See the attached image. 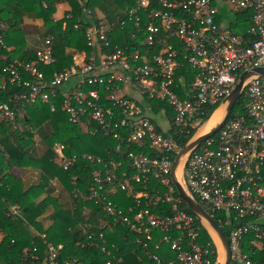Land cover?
I'll return each mask as SVG.
<instances>
[{
  "label": "built area",
  "instance_id": "2783aa9c",
  "mask_svg": "<svg viewBox=\"0 0 264 264\" xmlns=\"http://www.w3.org/2000/svg\"><path fill=\"white\" fill-rule=\"evenodd\" d=\"M220 1L229 5L232 16L249 11L250 23L244 31L225 27L228 19ZM118 26L132 45L109 49V25L101 20L91 23L84 29L89 53L75 52L70 67L54 71L49 79L30 62L2 67L9 83L27 91L14 94L12 106L0 102V115L12 119L22 100L47 103L54 111V99L60 94V108L67 118L85 123L91 134L114 138L118 143L113 151L120 155L125 151L126 163L135 170L129 174L121 169V157L108 159L102 169L93 171L88 198L135 232L134 241L156 264H216L220 250L214 237L209 234L213 247L210 241L199 242L203 225L197 224L196 217L181 208V198L174 196L170 169L180 149L175 135L184 130L188 133L199 117L215 106L192 138L231 93L243 71L264 67V0H135ZM170 39L181 42L182 49ZM36 58L43 65L55 62L53 36L37 48ZM183 62L195 73L190 83L182 75L178 84L176 69ZM74 76L77 81L69 85ZM4 86L1 79L0 88ZM240 96L243 111L230 116L231 110L216 133L191 151L182 163L179 181L191 197L205 204L221 229L227 230L229 264H257L242 244L244 236L252 234L249 243L264 251V77L246 80ZM149 99L166 106L154 112ZM157 115L166 120V126L157 122ZM144 148L157 153H145ZM54 150L61 155L63 168L77 158L75 154L64 156L62 143H55ZM152 180L165 190L149 187ZM118 189L130 193L132 205L123 209L108 199ZM165 203L170 204V214L153 209ZM18 209L11 205L9 213ZM161 244L175 256L163 260L158 253ZM48 247L47 264H58L57 248ZM102 250L110 256L105 241ZM96 264L112 263L107 258ZM258 264H264V257Z\"/></svg>",
  "mask_w": 264,
  "mask_h": 264
},
{
  "label": "trees",
  "instance_id": "16d2710c",
  "mask_svg": "<svg viewBox=\"0 0 264 264\" xmlns=\"http://www.w3.org/2000/svg\"><path fill=\"white\" fill-rule=\"evenodd\" d=\"M59 1L68 2L70 8L61 18L55 19L53 13ZM134 3L135 0H0V80L5 82L4 88H0V102H8L12 106L10 98L27 91L21 85L9 83L6 75L1 72L2 67L16 65L17 62H30L49 79L54 71L70 67L75 52L84 50L89 53L84 29L91 23L101 20L109 25V49L125 43L132 45V40L120 29L118 23L125 16L127 8ZM84 8L91 12L86 14ZM26 19L42 21L36 31V42L40 40L41 44L35 48L27 42V30L24 27ZM249 23V11L235 12L225 27L242 32ZM49 36H53L55 62L43 65L37 62L36 50ZM169 41L182 49L177 39ZM194 73L183 62L176 69L175 81L179 84V78L185 75L186 81L190 83ZM22 75L29 77L26 73ZM61 100L58 94L54 99V111L50 110L47 103L22 100L20 102L23 104L15 111L12 119L0 115V264H47L49 245L57 248L58 264H96L107 258L112 264H156L147 257L143 247L134 241L135 232L109 215L100 203L88 198L93 171L102 169L108 159L121 157V169H126L129 174L135 172L126 163L125 151L122 155L117 154L113 151L118 143L114 138L91 134L85 129V123L71 122L60 108ZM243 101L240 96L230 116L236 110L243 111ZM149 102L153 104L154 112L158 111L159 106H166L155 99H149ZM214 107L199 117L195 127L188 133L184 130L175 135L179 148L191 138ZM47 124L49 130L44 136L45 150L40 156H33L30 149L36 130ZM55 143L64 145V156L75 154L77 157L67 168H63L60 163L61 155L54 150ZM136 147L132 146L131 149L138 151ZM144 151L157 153L146 148ZM84 153L93 158L84 157ZM99 157L102 162L97 163ZM23 166L40 170V182L24 187L22 180L12 171L15 167ZM54 181L59 182V189ZM134 185L136 189H142L140 184ZM151 186L161 192L165 190L156 180L149 183ZM44 193L45 196H42ZM174 196L179 197L175 188ZM108 199L123 209L134 202L130 193L122 189L108 196ZM11 205L19 207L15 214L9 213ZM201 205L207 209L204 203ZM169 206V203H165L153 209L170 214ZM180 206L191 213L182 200ZM45 220L50 221L48 226H44ZM196 223L201 225L197 219ZM223 231L227 235L224 227ZM252 236H244L242 248L258 264L264 257V251L255 250L254 244L249 243ZM104 241L110 256L102 250ZM206 241L212 243L207 229L200 226L199 242ZM58 245L61 247L58 248ZM161 247L158 253L163 255V260L175 256L174 251L169 250L165 244H161Z\"/></svg>",
  "mask_w": 264,
  "mask_h": 264
},
{
  "label": "water",
  "instance_id": "95a60500",
  "mask_svg": "<svg viewBox=\"0 0 264 264\" xmlns=\"http://www.w3.org/2000/svg\"><path fill=\"white\" fill-rule=\"evenodd\" d=\"M253 76L264 77V67H253L243 71L240 74L239 80L235 84L233 90L227 97H225V99L221 103L223 109L221 119L208 131L201 132L199 129V131L177 151L173 158L170 169L171 181L181 200L186 204V206L196 217V219L207 229L208 233L213 236L211 233L213 232V234L218 238L220 242V246L222 249V259L216 264H229L230 262L231 251L228 239L217 222L210 216V214L197 200H195L186 192L184 187L181 185L178 177V168L180 165H182L185 158L202 140L216 133V131L221 127V125L231 112L235 102L240 97L244 82H246V80L252 78Z\"/></svg>",
  "mask_w": 264,
  "mask_h": 264
},
{
  "label": "crops",
  "instance_id": "0c3cea01",
  "mask_svg": "<svg viewBox=\"0 0 264 264\" xmlns=\"http://www.w3.org/2000/svg\"><path fill=\"white\" fill-rule=\"evenodd\" d=\"M69 8L70 6L68 2L66 1L57 2L55 4V11L53 13V17L55 19L61 18L63 16V13L67 11ZM41 24L42 21L40 19H35V20L26 19L24 23V27L27 30V39H28L27 42L30 46L34 48L41 44L40 40L36 42L38 37L36 35V31L40 28ZM29 26L35 27V31L32 32V30L28 28ZM48 130H49L48 124L47 126L42 127L39 130H36V135L34 136V142L30 149L33 156L36 157L40 156L44 152L45 150L44 136L46 135ZM37 131H39V134L37 133ZM12 171L17 177H19L22 180L24 187H29L40 182L41 179L40 170L32 166L15 167L12 169ZM53 183L57 186L58 189L60 188V184L58 181H54ZM45 194L46 193H44L42 196H45ZM50 211L52 210L50 209ZM46 214H48V212H46ZM44 224H45L44 226H48L50 224V221L45 220ZM1 237L2 234L0 233V239Z\"/></svg>",
  "mask_w": 264,
  "mask_h": 264
},
{
  "label": "rangeland",
  "instance_id": "374dc122",
  "mask_svg": "<svg viewBox=\"0 0 264 264\" xmlns=\"http://www.w3.org/2000/svg\"><path fill=\"white\" fill-rule=\"evenodd\" d=\"M219 3H220V5H221V11H222V13L225 14V17H226L227 19H230V18L232 17V16H230L231 13H232V11H231V8L229 7V5L226 4V3H224V2H222V1H220ZM28 28H29L30 30H32V32L35 31V27H33V26H29ZM76 81H77V77L74 76V77H72V78L68 81V84H71V85H72V84H74ZM123 92H125L124 89H123L122 91H120V93H123ZM136 96L138 97V94H136ZM222 111H223V109L220 108V113H219L218 118H217L213 123H211L210 125L205 126L204 129H203V127H202V131H206L207 129L210 130L213 126H215L216 123L221 119ZM209 117H210V116H209ZM156 118H159V119H156V120H157V122L161 121V123H162L163 126H166V125H167L166 120H165V119L163 120V117H161L160 115H157ZM37 133L39 134V131H37ZM220 255H221V257H220V261H221V259H222V251H221ZM237 264H243V263L237 262Z\"/></svg>",
  "mask_w": 264,
  "mask_h": 264
},
{
  "label": "bare ground",
  "instance_id": "6f19581e",
  "mask_svg": "<svg viewBox=\"0 0 264 264\" xmlns=\"http://www.w3.org/2000/svg\"><path fill=\"white\" fill-rule=\"evenodd\" d=\"M220 108L222 109V106L216 108V109L212 112V114L210 115V117L208 118V120H207V121L205 122V124L202 126L203 129H204L205 126L210 125L211 123H213V122L218 118L219 113H220ZM202 127L200 128V131H202ZM181 166H182V165H180L179 168H178V177L180 176ZM211 233H212V235H213V237H214V239H215V241H216V243H217L218 249L220 250V253H221L222 249H221V246H220V242H219L218 238L213 234V232H211ZM220 257H221V255H220Z\"/></svg>",
  "mask_w": 264,
  "mask_h": 264
}]
</instances>
